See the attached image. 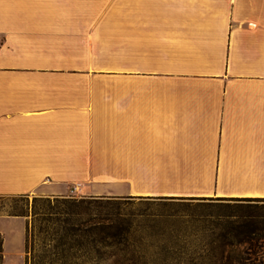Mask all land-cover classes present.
<instances>
[{"label": "crops", "instance_id": "1", "mask_svg": "<svg viewBox=\"0 0 264 264\" xmlns=\"http://www.w3.org/2000/svg\"><path fill=\"white\" fill-rule=\"evenodd\" d=\"M70 185L263 198L264 0H0V195Z\"/></svg>", "mask_w": 264, "mask_h": 264}, {"label": "rangeland", "instance_id": "2", "mask_svg": "<svg viewBox=\"0 0 264 264\" xmlns=\"http://www.w3.org/2000/svg\"><path fill=\"white\" fill-rule=\"evenodd\" d=\"M104 187H93L87 193L70 185L62 194L35 191L23 195H0V214L24 211L29 222L42 225L30 235L35 251H51L57 236L53 234L57 217H75L77 211L109 213L113 219L130 229L127 240L137 248V255L124 262L116 257L104 258L101 264H219L223 225H239L243 217L264 209V198L237 199L210 196H121L109 193ZM85 198L91 202L76 205L69 200ZM29 239V238H28ZM241 249L245 264H264V246L244 243ZM2 251V250H1ZM1 253V252H0ZM31 260V258H30ZM91 264H97L91 262Z\"/></svg>", "mask_w": 264, "mask_h": 264}, {"label": "trees", "instance_id": "3", "mask_svg": "<svg viewBox=\"0 0 264 264\" xmlns=\"http://www.w3.org/2000/svg\"><path fill=\"white\" fill-rule=\"evenodd\" d=\"M264 198V197H263ZM253 199V198H239ZM260 199V198H259ZM76 205L89 203L85 198L69 200ZM11 214H25L24 211H13ZM239 225L229 226L231 220L223 225L221 242L219 244V264H245L241 249L237 247L248 243L252 246H264V209L251 212L243 217ZM59 223L52 227L53 234L58 238L52 245L51 251L39 250L27 255V264H101L102 259L115 256V262H124L135 258L137 248L129 243L127 235L130 229L113 219L109 213H89L83 215L77 211L75 217H57ZM35 222L28 226L27 251H35L33 245L28 244L30 235L35 231H47ZM29 238V239H28ZM2 237L0 234V243ZM0 261L2 251H0ZM31 258V260H30Z\"/></svg>", "mask_w": 264, "mask_h": 264}, {"label": "built area", "instance_id": "4", "mask_svg": "<svg viewBox=\"0 0 264 264\" xmlns=\"http://www.w3.org/2000/svg\"><path fill=\"white\" fill-rule=\"evenodd\" d=\"M1 249H2V246H1V243H0V251H1Z\"/></svg>", "mask_w": 264, "mask_h": 264}]
</instances>
